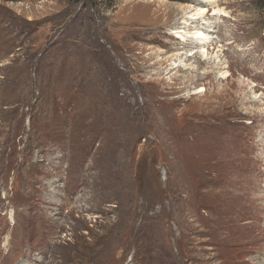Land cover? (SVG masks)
<instances>
[{"label": "rangeland", "instance_id": "rangeland-1", "mask_svg": "<svg viewBox=\"0 0 264 264\" xmlns=\"http://www.w3.org/2000/svg\"><path fill=\"white\" fill-rule=\"evenodd\" d=\"M201 2L0 0V264H264V4Z\"/></svg>", "mask_w": 264, "mask_h": 264}, {"label": "bare ground", "instance_id": "bare-ground-1", "mask_svg": "<svg viewBox=\"0 0 264 264\" xmlns=\"http://www.w3.org/2000/svg\"><path fill=\"white\" fill-rule=\"evenodd\" d=\"M211 1H214V0H202L200 4H202L203 6H200V8L195 11V13L190 12V14L184 15L180 19L181 22L179 21L180 22L179 24H182L183 27L182 29L177 31V36H176L178 39H181L184 44L195 45L196 47H198L199 51L194 55H199L201 58L206 57V54H208V52H207V49L205 48L214 39L212 22L208 21L207 19L209 12H208V9L205 7ZM218 11L219 10H215L214 12L215 15L219 13ZM222 15L224 14L222 13ZM185 55H186L185 60L181 59V62L185 67H187V65L189 64L188 62L192 61V59L191 60L189 59V57H191L192 54L191 55L185 54ZM245 216L247 217V220L244 219L246 220L244 221L245 222L244 225L252 224L251 220H253L252 218L254 217L253 213H244V217ZM263 220H264V217H263Z\"/></svg>", "mask_w": 264, "mask_h": 264}, {"label": "trees", "instance_id": "trees-1", "mask_svg": "<svg viewBox=\"0 0 264 264\" xmlns=\"http://www.w3.org/2000/svg\"><path fill=\"white\" fill-rule=\"evenodd\" d=\"M260 2H261L262 4H264V0H260Z\"/></svg>", "mask_w": 264, "mask_h": 264}]
</instances>
